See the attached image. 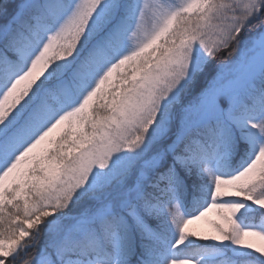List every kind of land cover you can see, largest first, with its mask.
I'll return each instance as SVG.
<instances>
[{"label": "snow or ice", "instance_id": "obj_1", "mask_svg": "<svg viewBox=\"0 0 264 264\" xmlns=\"http://www.w3.org/2000/svg\"><path fill=\"white\" fill-rule=\"evenodd\" d=\"M0 264H264V0H0Z\"/></svg>", "mask_w": 264, "mask_h": 264}, {"label": "rangeland", "instance_id": "obj_2", "mask_svg": "<svg viewBox=\"0 0 264 264\" xmlns=\"http://www.w3.org/2000/svg\"><path fill=\"white\" fill-rule=\"evenodd\" d=\"M195 227L201 228V229H205L206 226L203 224V222H201L199 225H196Z\"/></svg>", "mask_w": 264, "mask_h": 264}]
</instances>
